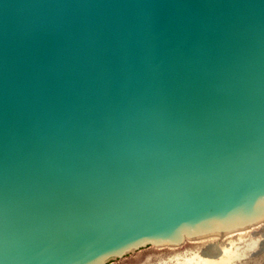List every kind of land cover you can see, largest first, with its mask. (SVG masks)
<instances>
[{
	"label": "water",
	"instance_id": "95a60500",
	"mask_svg": "<svg viewBox=\"0 0 264 264\" xmlns=\"http://www.w3.org/2000/svg\"><path fill=\"white\" fill-rule=\"evenodd\" d=\"M261 231L264 0H0V264Z\"/></svg>",
	"mask_w": 264,
	"mask_h": 264
},
{
	"label": "bare ground",
	"instance_id": "6f19581e",
	"mask_svg": "<svg viewBox=\"0 0 264 264\" xmlns=\"http://www.w3.org/2000/svg\"><path fill=\"white\" fill-rule=\"evenodd\" d=\"M213 241L200 243L195 252L186 250L175 258L161 259L154 264H239L245 247H248L247 255L263 250L264 231L246 232L222 242Z\"/></svg>",
	"mask_w": 264,
	"mask_h": 264
},
{
	"label": "rangeland",
	"instance_id": "374dc122",
	"mask_svg": "<svg viewBox=\"0 0 264 264\" xmlns=\"http://www.w3.org/2000/svg\"><path fill=\"white\" fill-rule=\"evenodd\" d=\"M197 245L199 246V243ZM198 246H194L193 248L188 242L173 248L149 246L127 254L122 258L110 261L107 264H154L161 259L175 258L186 250L194 251ZM247 250L248 247H245L243 250V257L239 260V264H264V247L263 251L258 250V254H255L256 251L252 252L255 254L252 256H250L252 253L247 255Z\"/></svg>",
	"mask_w": 264,
	"mask_h": 264
}]
</instances>
